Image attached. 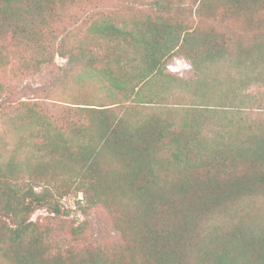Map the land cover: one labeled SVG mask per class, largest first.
Returning <instances> with one entry per match:
<instances>
[{
    "label": "trees",
    "instance_id": "obj_1",
    "mask_svg": "<svg viewBox=\"0 0 264 264\" xmlns=\"http://www.w3.org/2000/svg\"><path fill=\"white\" fill-rule=\"evenodd\" d=\"M65 1L0 0V61L6 60L2 56L8 46L6 36L11 45L31 47L35 68L53 51L45 49L44 42L53 43L56 38L54 55L67 59L69 65L80 55L85 58L83 52L76 54L62 47L68 32H48L50 38L40 41V32L31 30L33 18L38 16V20ZM188 1L192 17L224 22V30L185 26L164 16L172 8L169 0L154 1L157 13L145 21L142 30L107 22L93 25L97 36H118L124 43L115 44L118 56L113 64L110 49L99 59L87 57L84 62V74L98 80L107 92L99 105L73 104L53 119L31 104L13 111L2 100L5 89L0 84V122L6 119L27 127L35 145L31 156L38 159L16 167L14 159L0 164V264H264V223L241 221L225 231L218 226L205 229L209 216L226 212L233 200L263 192L264 124L252 122L245 127L243 123L238 129L228 118L226 126L219 121L215 132L202 133L203 120L212 113L224 120V109L243 108L227 98L211 101L213 94L201 79L196 81L191 105L167 109L165 119L148 117L133 125L127 117L116 116L122 102L155 100L144 92L148 78L161 72L164 59L174 50L195 71L200 60L231 57L264 66V0ZM126 48L142 56L139 66L125 69L120 64ZM32 60L24 56L22 68H28ZM98 63L103 64L96 70ZM169 79L177 80L173 75ZM174 113L186 117L178 128ZM78 139L87 141L76 145ZM45 153L52 155L49 163L57 165V174L52 169L42 172ZM114 163L122 173L112 169ZM17 174L26 179L25 185L15 182ZM125 185L131 188L134 200L131 238L114 223L120 233L118 241L96 247L88 243L77 253L61 254L49 239L51 229H40L30 220L38 209L54 217L63 214L59 200L73 189L82 194L79 209L83 214L94 208L112 210L111 192ZM83 223L70 227L76 241L84 233ZM57 248L60 251L58 243ZM192 251L196 254L193 261Z\"/></svg>",
    "mask_w": 264,
    "mask_h": 264
},
{
    "label": "rangeland",
    "instance_id": "obj_2",
    "mask_svg": "<svg viewBox=\"0 0 264 264\" xmlns=\"http://www.w3.org/2000/svg\"><path fill=\"white\" fill-rule=\"evenodd\" d=\"M154 1L156 0H66L63 4L57 3L54 8L52 6L53 9L40 15L38 20V16L33 18L31 30L40 32V41H45V36L50 38L48 32H53L56 35L57 31L68 32L69 35L65 38L68 40L62 47L76 54L83 52L85 55V58H81L80 55L73 59V63L70 65L67 59L61 58L57 54L54 55L53 51L57 53V38L53 43L48 40L46 43L44 42V48L48 51L53 49V51L50 58H45L44 63L35 68V54L30 49L31 47L25 48L17 43L11 45L10 37L6 36L8 46L2 50V56L6 60L0 61V84L5 89L2 94L3 102L9 104L13 111L16 108H21L22 104L40 106V109L52 115V119L57 116L58 112L73 104L99 105L98 101L105 100L107 92L102 89L98 80L84 74L86 72L84 62L87 57L89 60L95 56L99 59L110 49L114 51L110 60V64H113L118 56V52L114 50L115 44L119 42L123 45L124 43L118 36L106 38L97 36L92 31L93 25L107 22L120 28H127V30H142L145 21L153 18L157 13ZM169 2L172 8L170 13L164 12V16L172 17L185 26H198L199 28L212 26L219 32L224 30V22L219 23V21L198 18L195 15L192 17L188 12V8L191 6L188 0H169ZM216 24L219 25V28ZM36 48L37 46L34 47V49ZM123 51L126 53L122 55L119 62L125 69L135 68L141 64V55L135 54L131 48H126ZM174 51L164 59L165 66L163 69L161 68V72L148 78V85L144 92L155 97V100L152 103L122 102L119 104V109L116 110V116L127 117L129 123L133 125L148 117L165 119L167 118V109L191 105L193 102L191 97L198 88L196 81L201 79L207 82V89L213 94L211 101L227 98L228 101L243 108L241 111L224 109V120L212 113L213 115L203 120L202 133L215 132L219 121L221 125L226 126L228 118H231L234 124L233 128L238 129L242 127L243 123L246 124L245 127L252 122L264 124V66H253L248 60H237L231 57L209 62L200 60L199 70L195 71L190 62L182 56H177ZM24 56L33 58L28 62V68L21 66ZM102 64H96V67H99L96 70H99ZM170 75L176 77L177 80L169 79ZM106 100L108 101L107 98ZM105 104L109 105L110 103ZM143 113L145 115L141 118ZM172 118L174 126L178 128L186 117L181 113H174ZM0 139H2L0 141L1 165L4 166L13 159L15 167L24 162L34 164L38 160L36 155L31 156L32 148L35 145L28 137L27 127L20 128L9 120L2 119ZM85 141L82 142L78 139L76 145L84 144ZM13 156L16 159L12 158ZM50 156L52 155H46L47 159L42 162V172L52 169L51 172L57 174V165L49 163ZM110 157V154L106 155V160H109ZM111 166L119 173L123 172L118 169L116 163ZM15 177L17 184L25 185L26 179L23 175L17 174ZM131 192V188L127 185L122 189L116 188L110 194L112 210L94 208L83 214L79 209L82 194L73 189L70 194L59 200L63 214L54 217L46 210L38 209L30 215V220L40 229L45 227L51 229L49 239L51 243L56 244L54 250L61 254L77 253L83 250L88 243L94 247L110 245L118 241L120 237V233L115 229L116 223L126 230L128 238L133 235L131 210L134 200ZM232 203L233 207L227 209L226 212L210 215L205 229L218 226L225 231L224 229L228 230L232 225L241 221L243 224L250 225L264 223V190L259 196L233 200ZM80 222H84V233L79 241H76L69 230L70 227ZM57 243L61 247L60 251L57 248ZM189 256L193 261L196 254L192 251Z\"/></svg>",
    "mask_w": 264,
    "mask_h": 264
}]
</instances>
